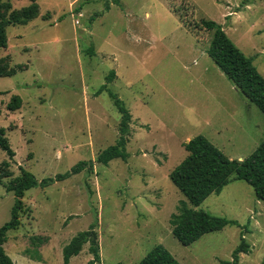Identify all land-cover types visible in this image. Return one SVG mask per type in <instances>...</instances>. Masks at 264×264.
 Listing matches in <instances>:
<instances>
[{"label": "rangeland", "instance_id": "rangeland-1", "mask_svg": "<svg viewBox=\"0 0 264 264\" xmlns=\"http://www.w3.org/2000/svg\"><path fill=\"white\" fill-rule=\"evenodd\" d=\"M106 1L36 0L40 17L7 29L0 66L15 75L0 77V130L16 157L0 148V175L7 176L0 228L11 220L16 198L6 187L21 167L39 182L84 161L94 172L26 192L21 226L8 232L5 252L16 264H64V247L96 215L101 264H138L158 245L181 264H221L232 261L242 236L250 253L240 264H264V202L252 187L233 182L195 207L169 178L188 156V139L202 135L239 161L264 140L263 113L209 57L213 32L201 27L203 20L222 25L264 77V0H121L96 18ZM1 2L11 3L9 14L32 4ZM112 70L108 87L132 114L130 158L103 166L98 156L116 144L121 115L107 92L96 94ZM13 96L22 99L15 112L8 109ZM181 202L241 227L185 247L170 225ZM91 259L88 244L70 264Z\"/></svg>", "mask_w": 264, "mask_h": 264}, {"label": "trees", "instance_id": "trees-1", "mask_svg": "<svg viewBox=\"0 0 264 264\" xmlns=\"http://www.w3.org/2000/svg\"><path fill=\"white\" fill-rule=\"evenodd\" d=\"M31 2L30 6L24 7L20 11H12L9 14L12 9L11 3H2L0 0V49L8 48L7 29L10 26H26L40 17L38 3L36 0H31ZM112 5L120 7L121 0L106 1L104 12L97 13L96 18H100L105 12H109ZM201 27L206 31L213 32V38L208 49L209 57L227 79L264 115V77L254 66L253 60L245 56L234 44L222 25L214 21L203 20ZM89 53L94 55L93 47L89 49ZM14 75V72H8L7 69L0 66V77H12ZM115 78L116 71L112 70L106 77L105 84L100 87L96 94L99 96L107 92L121 115L119 137L116 144L108 147L98 156L97 162L103 166H108L116 159L127 162L130 158L127 146L131 136L132 114L125 103L108 87ZM0 95H2L1 92ZM21 106V97L13 96L8 109L15 112ZM0 148L11 161L14 160L16 153L6 137L5 129L0 130ZM184 148L188 156L170 173L169 178L192 206H201L209 197L220 195L228 185L236 181L247 183L252 187L257 199L264 202V140L254 153L242 161L229 159L202 135L184 144ZM4 167L9 169L10 163H5ZM84 171L93 173L94 164L86 161L80 162L66 174L39 182L33 173L23 167L20 168V176L6 187L7 192L13 193L16 200L12 209L11 220L0 228V264H15L5 252L4 245L8 240V232L18 230L21 226V214L25 211L23 199L26 192L39 186L47 188ZM4 177L7 176L0 175V183ZM98 223V218L95 215L94 223L87 230L78 233L64 247V264H70L71 259L79 256L88 244L92 259L87 264H101L97 233ZM170 225L174 237L185 247L191 246L205 235L222 231L228 226L241 227L238 221L217 217L203 210H193L186 202L180 203L178 213L171 216ZM242 228L249 232L247 228ZM241 238V244L233 252L232 261H221V264H240V255L250 253V245L244 236ZM39 260L41 262V259ZM138 264L181 263L163 245H158Z\"/></svg>", "mask_w": 264, "mask_h": 264}, {"label": "crops", "instance_id": "crops-1", "mask_svg": "<svg viewBox=\"0 0 264 264\" xmlns=\"http://www.w3.org/2000/svg\"><path fill=\"white\" fill-rule=\"evenodd\" d=\"M230 15H232V13H230ZM234 15V14H233ZM216 65V64H215ZM217 66V65H216ZM115 71V70H114ZM112 84V83H111ZM233 84V83H232ZM110 85V84H109ZM237 89V88H236ZM238 90V89H237ZM232 117H233V115H231ZM256 128V127H255ZM190 141V139H188L187 140V143ZM240 161H242V160H240ZM15 259H17V257H14ZM13 258V261H14V263L16 264V260ZM19 261H20V263H22L23 264V260H20L19 259ZM28 262V261H27ZM30 262V264H31V261H29Z\"/></svg>", "mask_w": 264, "mask_h": 264}, {"label": "built area", "instance_id": "built-area-1", "mask_svg": "<svg viewBox=\"0 0 264 264\" xmlns=\"http://www.w3.org/2000/svg\"><path fill=\"white\" fill-rule=\"evenodd\" d=\"M83 17V16H82Z\"/></svg>", "mask_w": 264, "mask_h": 264}]
</instances>
